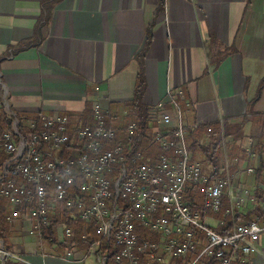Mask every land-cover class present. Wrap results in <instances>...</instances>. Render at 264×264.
<instances>
[{
    "label": "crops",
    "instance_id": "0c3cea01",
    "mask_svg": "<svg viewBox=\"0 0 264 264\" xmlns=\"http://www.w3.org/2000/svg\"><path fill=\"white\" fill-rule=\"evenodd\" d=\"M142 71V114L165 102L170 89L182 90L189 132L221 119L232 133L260 125L264 0H0V114L9 106L22 118L45 110L92 122L99 101L124 129L134 119ZM200 142L209 143L206 134ZM142 149L155 159L160 147L148 139ZM4 200L5 248L23 260H5L0 236V264L88 263L63 257L66 247L39 246L28 221ZM248 212L245 206L240 214ZM260 249L251 264H264V235Z\"/></svg>",
    "mask_w": 264,
    "mask_h": 264
},
{
    "label": "built area",
    "instance_id": "2783aa9c",
    "mask_svg": "<svg viewBox=\"0 0 264 264\" xmlns=\"http://www.w3.org/2000/svg\"><path fill=\"white\" fill-rule=\"evenodd\" d=\"M184 97L170 89L165 102L148 110L146 123L134 116L124 129L99 101L92 122L45 110L22 118L5 107L0 198L28 221V233L41 244L45 229L56 226L55 245H70L63 257L71 261L98 256L100 264H251V256L262 252L264 197L259 200L258 191L264 192V181L253 189L242 185L227 160L222 169L205 173L190 146ZM219 122L225 149L228 123ZM145 131L162 150L155 159L139 144ZM260 147L249 152L253 164L245 169L253 182L259 170L264 176V143ZM187 191L192 197L201 193L204 202L185 201ZM245 206L253 213L239 221ZM63 213L69 215L60 222ZM71 221L84 226L86 250L74 241ZM96 228L101 236L90 240ZM1 251L5 260H23L4 246Z\"/></svg>",
    "mask_w": 264,
    "mask_h": 264
},
{
    "label": "trees",
    "instance_id": "16d2710c",
    "mask_svg": "<svg viewBox=\"0 0 264 264\" xmlns=\"http://www.w3.org/2000/svg\"><path fill=\"white\" fill-rule=\"evenodd\" d=\"M151 38V37H150ZM150 40V39H149ZM152 42L149 41L148 44H146L145 48L150 46ZM148 48L145 49V51H147ZM146 85V79L144 77V71H142L139 75V83H138V88L136 90L137 94H136V99L135 102L133 104V110H134V116H138L140 120L144 121V123H146V119H147V110L146 113L142 114L143 108L144 106H142V104H140V101L142 100V97L144 95V87ZM2 116H4V114H1ZM80 119H83L82 117ZM246 120V119H245ZM255 123H260V126H262V128H264V118H258L257 121ZM195 126V125H193ZM259 126V125H258ZM211 136L209 138V143L206 145H202L200 142V139L203 135H209V126H202L199 128L198 133H195V131L191 130L188 134H190L189 136L191 137L190 139V146L194 151H200V149L204 150V153L206 154V159L208 161H210V163H213L214 166H220L222 164L221 160H220V156L222 153V138H221V125L220 122L215 123L212 127H211ZM226 137L228 140H230V147L233 148V152H236L238 149H240L239 144H235L233 141H236V138H234V140L232 141V137H234L233 134L237 133V134H241L239 133L238 129H235V133L231 132V126L228 123L227 127H226ZM141 138H140V146L142 149V144L143 142H145L146 140H148V135L145 132L141 133ZM139 136V137H140ZM238 141V140H237ZM246 149L243 150V152ZM245 153V152H244ZM3 156H0V159H2ZM264 181V176H263V169L259 170L257 178L254 179V184H258L259 182ZM258 196H259V200H261L264 197V192L259 190L258 191ZM3 199V198H2ZM4 200V199H3ZM6 200V199H5ZM227 200H225V206L227 205ZM1 209L6 208L5 205H3L2 203L0 204ZM259 210L257 209L256 212H258ZM253 212H248L246 215L244 214H238L237 215V219L239 221H244L246 219H249L251 217ZM68 213H63V214H59V218L58 221L62 222L65 220V218L68 216ZM10 221L9 219L5 216L4 211H0V236L5 244L4 247H6V235L9 232V224ZM71 224L75 227V237H74V241H76L77 243L79 242V244H81L83 246V244H86L85 242L82 241L81 239V234L83 232L84 226L74 223V221H71ZM55 228L56 226H52L49 227L47 229H45L44 233H43V240H45V244L49 245L51 248H53L56 244V240H55ZM217 230L219 232L224 233V229L222 228V226L218 227ZM61 248L66 247V249H68L69 247H71L70 245H61ZM6 249V248H5ZM56 255H61L60 252H57ZM7 260V259H6ZM7 264V261H6ZM206 264H216L214 260H209L206 262Z\"/></svg>",
    "mask_w": 264,
    "mask_h": 264
},
{
    "label": "rangeland",
    "instance_id": "374dc122",
    "mask_svg": "<svg viewBox=\"0 0 264 264\" xmlns=\"http://www.w3.org/2000/svg\"><path fill=\"white\" fill-rule=\"evenodd\" d=\"M239 139L240 140L238 142L242 148L238 149V151H236V152H233V148L230 147V143L229 144L227 143L226 146L224 147L225 149H222V153H221V155H219L220 160L222 162V165L225 164L226 160H227V162H229V163L231 162L234 164L235 177H237V179L239 180V182L242 185H244L246 187L253 186L252 185L253 184V178H252V176L247 174L245 169H246V166H248L249 164H253V162H251V160L248 159L249 152L258 153L261 149V147H260L261 144L264 143V128H262V126H260V125L259 126H255V125L251 126V124H249L247 127H245L243 129V132L240 134ZM205 142L207 143V140H205L204 143ZM244 149H246L244 151L245 153L243 152ZM158 150H159L158 153L160 154L162 152L161 148ZM154 151H157V150H154ZM195 153H196L197 158L202 161L203 169H204L205 173L211 174L213 171L212 170L213 164H211V163L209 164L207 162L204 150L200 149V151H195ZM184 199H185V201L198 199L200 204H202L204 202V198H203V195L201 193H198L197 196L192 197V194L189 191H187L184 194ZM4 201L6 204L10 205L8 200H4ZM209 213L211 214V211H209ZM209 221L212 224L215 223V221H212L211 219ZM263 235H264V233H263ZM100 236H101V232L99 231V229L96 228L95 231L93 232V235H91L90 240H97L100 238ZM36 241H38L37 238H36ZM88 243L89 242H86V244H83L82 247L87 248ZM38 244H39V246H41L40 241H38ZM45 249L50 250L46 246H45ZM98 260H99L98 256H92L89 258V261L87 264H100V262ZM110 260H113V258L111 257Z\"/></svg>",
    "mask_w": 264,
    "mask_h": 264
}]
</instances>
